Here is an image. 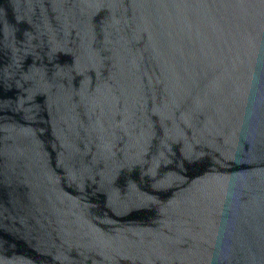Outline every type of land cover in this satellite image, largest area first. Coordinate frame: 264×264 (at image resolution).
<instances>
[{"label": "water", "instance_id": "water-1", "mask_svg": "<svg viewBox=\"0 0 264 264\" xmlns=\"http://www.w3.org/2000/svg\"><path fill=\"white\" fill-rule=\"evenodd\" d=\"M0 264H264V0H0Z\"/></svg>", "mask_w": 264, "mask_h": 264}]
</instances>
